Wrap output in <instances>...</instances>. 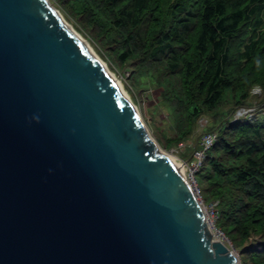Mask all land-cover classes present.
I'll list each match as a JSON object with an SVG mask.
<instances>
[{"label": "water", "instance_id": "1", "mask_svg": "<svg viewBox=\"0 0 264 264\" xmlns=\"http://www.w3.org/2000/svg\"><path fill=\"white\" fill-rule=\"evenodd\" d=\"M0 264H240L49 0H0Z\"/></svg>", "mask_w": 264, "mask_h": 264}, {"label": "trees", "instance_id": "2", "mask_svg": "<svg viewBox=\"0 0 264 264\" xmlns=\"http://www.w3.org/2000/svg\"><path fill=\"white\" fill-rule=\"evenodd\" d=\"M120 62L158 78L181 133L228 99L264 89V0H58ZM84 29V30H85ZM199 172L244 264H264V117L225 120ZM199 144V143H198ZM198 144L196 146H198ZM194 149V148H193Z\"/></svg>", "mask_w": 264, "mask_h": 264}, {"label": "rangeland", "instance_id": "3", "mask_svg": "<svg viewBox=\"0 0 264 264\" xmlns=\"http://www.w3.org/2000/svg\"><path fill=\"white\" fill-rule=\"evenodd\" d=\"M50 1L52 5L61 12L68 23L89 43L99 58L115 75L116 79L120 81L121 85L124 87V91L129 95L131 101L138 109L149 133L157 141L160 150L169 156H173L175 160L176 158L185 161L189 160L192 156L193 148L200 142L202 135L207 131H211L212 127H216L217 125L220 126L225 120L231 119L232 122L233 119L235 121H241L264 117V89L261 85L255 84L252 89H250L249 96L244 99L242 103H236L235 100L232 101L228 99L215 111L203 113L197 120L190 136L185 139H179L178 136L181 131L177 117L173 113L170 101L165 98L163 87L159 86L158 78L152 76L151 72L142 70L143 68L139 66L136 60L120 62L113 56L109 57L107 54L109 53L108 51L113 50L112 46L104 45L98 41L96 33L85 29V27L84 30L82 24L74 17H67L66 12H64L59 5L58 0ZM240 108L244 109L245 112L241 116H236ZM216 132L218 133V131ZM181 143H187L185 149L179 147ZM196 178L201 179L199 173L196 174ZM198 185L202 192L203 203L207 204L212 202L211 200L206 201L205 199L203 189L206 185L203 182H198ZM218 222L219 220L216 224L219 228ZM213 233V240L223 241V239H221L223 236L219 235L217 232ZM223 234L225 236V241L223 242L235 252L240 264H244L241 260L240 251L224 232Z\"/></svg>", "mask_w": 264, "mask_h": 264}, {"label": "built area", "instance_id": "4", "mask_svg": "<svg viewBox=\"0 0 264 264\" xmlns=\"http://www.w3.org/2000/svg\"><path fill=\"white\" fill-rule=\"evenodd\" d=\"M245 112L244 109H239L237 111L236 116H241ZM233 121H235L233 119ZM218 137V133L216 131H207L205 132L201 140L198 144V146L194 147L192 156L189 160L185 161L182 159L176 160L179 162V165L184 170L185 174L183 173L184 177L189 182L191 188L193 189L195 196L197 197L198 201L200 202L201 206L203 207L204 213H205V219L208 222L209 228L214 229L215 232H217L219 235L223 236L224 240V234L223 232L217 227L216 222L220 218V210H219V201H212L210 203L204 204L202 199V192L200 189V186L198 185V180L196 178V174L200 172V170L203 167V164L205 162V159L207 157V154L209 150L214 146L216 140ZM187 146V143H181L179 144V147L181 149H185ZM179 168V167H178ZM222 241V240H221Z\"/></svg>", "mask_w": 264, "mask_h": 264}, {"label": "bare ground", "instance_id": "5", "mask_svg": "<svg viewBox=\"0 0 264 264\" xmlns=\"http://www.w3.org/2000/svg\"><path fill=\"white\" fill-rule=\"evenodd\" d=\"M50 1V0H49ZM50 3H51V1H50ZM52 4V3H51ZM66 20V19H65ZM67 21V20H66ZM67 23H68V21H67ZM68 25L70 26V27H72L75 31H76V29L72 26V25H70L69 23H68ZM77 32V31H76ZM78 33V32H77ZM80 35V34H79ZM82 37V36H81ZM83 38V37H82ZM83 40L89 45V43L83 38ZM89 47H91L90 45H89ZM92 48V47H91ZM94 51V50H93ZM94 53H95V51H94ZM95 55L99 58V56L95 53ZM100 59V58H99ZM100 61L103 63V65L106 67V69L110 72V74L112 75V77L114 78V80L116 81V83L119 85V87L123 90V92L126 94V96L131 100V98L129 97V95L124 91V87L121 85V83H120V81H118V79H116V77H115V75L108 69V67H107V65L100 59ZM122 86V87H121ZM132 104H133V102H132ZM133 106H134V108H135V110L138 112V109L135 107V105L133 104ZM139 113V112H138ZM152 136V135H151ZM153 137V136H152ZM159 150H160V148H159ZM161 151V150H160ZM162 152V151H161ZM162 153H164V152H162ZM166 154V153H165ZM166 155H168V154H166ZM169 156V155H168ZM174 162H175V164L179 167L180 165H178V161H176L175 160V158L173 157V156H169ZM178 162V163H177ZM179 169H180V171L182 170V172L185 174V172H184V170L181 168V167H179ZM210 229V231H211V233H215V231H214V229H211V228H209ZM213 233V234H214Z\"/></svg>", "mask_w": 264, "mask_h": 264}]
</instances>
